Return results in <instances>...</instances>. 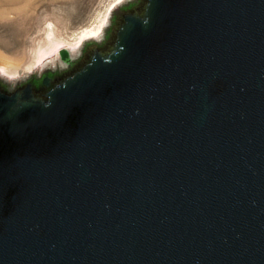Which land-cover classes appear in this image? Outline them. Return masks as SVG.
<instances>
[{
    "label": "water",
    "instance_id": "water-1",
    "mask_svg": "<svg viewBox=\"0 0 264 264\" xmlns=\"http://www.w3.org/2000/svg\"><path fill=\"white\" fill-rule=\"evenodd\" d=\"M118 14L0 79V264H264V0Z\"/></svg>",
    "mask_w": 264,
    "mask_h": 264
},
{
    "label": "rangeland",
    "instance_id": "rangeland-1",
    "mask_svg": "<svg viewBox=\"0 0 264 264\" xmlns=\"http://www.w3.org/2000/svg\"><path fill=\"white\" fill-rule=\"evenodd\" d=\"M118 1L41 0L25 14L0 1V77L18 82L59 49L97 36Z\"/></svg>",
    "mask_w": 264,
    "mask_h": 264
},
{
    "label": "flooded vegetation",
    "instance_id": "flooded-vegetation-1",
    "mask_svg": "<svg viewBox=\"0 0 264 264\" xmlns=\"http://www.w3.org/2000/svg\"><path fill=\"white\" fill-rule=\"evenodd\" d=\"M141 2H142V0L128 1L127 3H125L121 7H119L115 11L112 24L109 27V29L107 30L105 39L101 42L96 41V40L88 41L84 47V51H83L82 55L77 57V58L69 56V58L65 60V66L58 67L55 69L47 68L42 72V74L38 75V74L34 73L30 77L21 81L20 83L14 82L13 84H11L9 81L5 80L4 78H0L2 80V83L10 89H16L18 87L23 86L27 81L33 80L34 89L37 92H42L44 90L43 78L45 76H51L54 79L58 78L59 76H62L65 73L74 70L83 61V59L87 57V52L89 51L90 48H92L93 46H96V45H98L99 47H104L107 44V42L110 41V39L113 37L116 25L119 23V21H118L119 20L118 10H120V9L121 10H130L131 9L132 10L134 6L139 5Z\"/></svg>",
    "mask_w": 264,
    "mask_h": 264
},
{
    "label": "bare ground",
    "instance_id": "bare-ground-1",
    "mask_svg": "<svg viewBox=\"0 0 264 264\" xmlns=\"http://www.w3.org/2000/svg\"><path fill=\"white\" fill-rule=\"evenodd\" d=\"M0 1L4 2V4L14 6V9L16 11L25 14L28 13V11L33 10L34 7L37 5V3L41 0H0ZM3 62L4 60L0 58V67H3L2 65L5 64Z\"/></svg>",
    "mask_w": 264,
    "mask_h": 264
}]
</instances>
